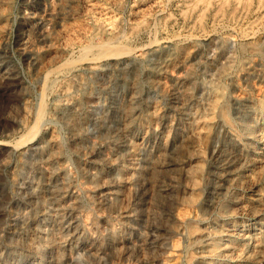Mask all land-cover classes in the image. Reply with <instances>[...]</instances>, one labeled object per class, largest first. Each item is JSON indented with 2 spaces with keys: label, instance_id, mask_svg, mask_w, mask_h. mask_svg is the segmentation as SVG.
Listing matches in <instances>:
<instances>
[{
  "label": "rangeland",
  "instance_id": "374dc122",
  "mask_svg": "<svg viewBox=\"0 0 264 264\" xmlns=\"http://www.w3.org/2000/svg\"><path fill=\"white\" fill-rule=\"evenodd\" d=\"M0 264H264V0H0Z\"/></svg>",
  "mask_w": 264,
  "mask_h": 264
},
{
  "label": "bare ground",
  "instance_id": "6f19581e",
  "mask_svg": "<svg viewBox=\"0 0 264 264\" xmlns=\"http://www.w3.org/2000/svg\"><path fill=\"white\" fill-rule=\"evenodd\" d=\"M207 1H208V0H207ZM107 42H108V41H107ZM91 60H92V59H91ZM41 107H42V106H41ZM40 111H41V110H40ZM40 111H39V112H40ZM40 114H41V113H40ZM31 131H32V129H31ZM33 131H34V129H33ZM160 179H161V178H160ZM153 189H154V188H153Z\"/></svg>",
  "mask_w": 264,
  "mask_h": 264
}]
</instances>
